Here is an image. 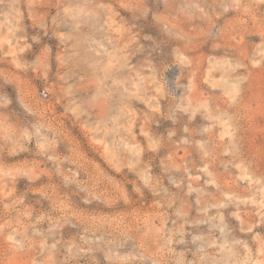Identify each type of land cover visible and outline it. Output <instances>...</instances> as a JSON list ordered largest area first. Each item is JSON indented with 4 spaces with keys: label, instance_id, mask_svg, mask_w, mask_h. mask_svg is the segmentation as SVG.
Returning a JSON list of instances; mask_svg holds the SVG:
<instances>
[{
    "label": "rangeland",
    "instance_id": "1",
    "mask_svg": "<svg viewBox=\"0 0 264 264\" xmlns=\"http://www.w3.org/2000/svg\"><path fill=\"white\" fill-rule=\"evenodd\" d=\"M0 264H264V0H0Z\"/></svg>",
    "mask_w": 264,
    "mask_h": 264
},
{
    "label": "bare ground",
    "instance_id": "2",
    "mask_svg": "<svg viewBox=\"0 0 264 264\" xmlns=\"http://www.w3.org/2000/svg\"><path fill=\"white\" fill-rule=\"evenodd\" d=\"M113 46V45H112ZM235 88V87H234Z\"/></svg>",
    "mask_w": 264,
    "mask_h": 264
}]
</instances>
